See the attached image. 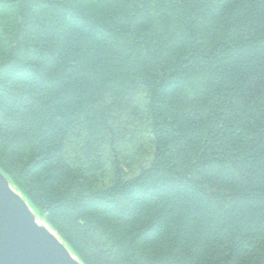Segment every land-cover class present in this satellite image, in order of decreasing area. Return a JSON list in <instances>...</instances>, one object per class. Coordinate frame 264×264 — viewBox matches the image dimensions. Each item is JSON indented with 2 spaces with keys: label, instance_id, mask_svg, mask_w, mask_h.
Returning a JSON list of instances; mask_svg holds the SVG:
<instances>
[{
  "label": "trees",
  "instance_id": "trees-1",
  "mask_svg": "<svg viewBox=\"0 0 264 264\" xmlns=\"http://www.w3.org/2000/svg\"><path fill=\"white\" fill-rule=\"evenodd\" d=\"M0 172L80 264H264V0H0Z\"/></svg>",
  "mask_w": 264,
  "mask_h": 264
},
{
  "label": "water",
  "instance_id": "water-1",
  "mask_svg": "<svg viewBox=\"0 0 264 264\" xmlns=\"http://www.w3.org/2000/svg\"><path fill=\"white\" fill-rule=\"evenodd\" d=\"M0 264H80L1 172Z\"/></svg>",
  "mask_w": 264,
  "mask_h": 264
}]
</instances>
